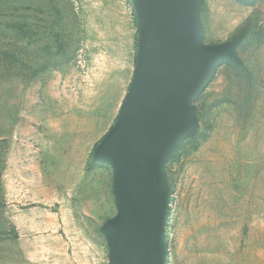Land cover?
<instances>
[{
    "label": "rangeland",
    "instance_id": "374dc122",
    "mask_svg": "<svg viewBox=\"0 0 264 264\" xmlns=\"http://www.w3.org/2000/svg\"><path fill=\"white\" fill-rule=\"evenodd\" d=\"M230 46L164 155L163 264H264V0H195ZM141 50L135 0H0V264H111L116 128Z\"/></svg>",
    "mask_w": 264,
    "mask_h": 264
},
{
    "label": "water",
    "instance_id": "95a60500",
    "mask_svg": "<svg viewBox=\"0 0 264 264\" xmlns=\"http://www.w3.org/2000/svg\"><path fill=\"white\" fill-rule=\"evenodd\" d=\"M139 64L116 128L97 151L117 173L120 212L111 264H163L164 155L191 123L189 108L230 46L202 51L195 0H135Z\"/></svg>",
    "mask_w": 264,
    "mask_h": 264
}]
</instances>
